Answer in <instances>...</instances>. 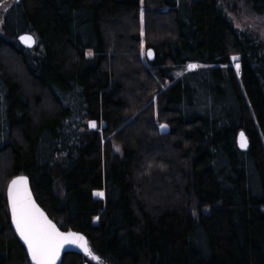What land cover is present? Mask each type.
Segmentation results:
<instances>
[{
	"label": "trees",
	"instance_id": "16d2710c",
	"mask_svg": "<svg viewBox=\"0 0 264 264\" xmlns=\"http://www.w3.org/2000/svg\"><path fill=\"white\" fill-rule=\"evenodd\" d=\"M243 2L264 17V0ZM13 4L0 34V264H30L6 200L18 173L99 264H264V40L234 26L235 3ZM26 32L33 49L17 41Z\"/></svg>",
	"mask_w": 264,
	"mask_h": 264
},
{
	"label": "snow or ice",
	"instance_id": "6c2138e0",
	"mask_svg": "<svg viewBox=\"0 0 264 264\" xmlns=\"http://www.w3.org/2000/svg\"><path fill=\"white\" fill-rule=\"evenodd\" d=\"M20 39L28 47L35 43V39L31 35L22 36ZM89 54L91 55V53ZM147 55L151 57L152 52L149 50ZM233 60H238V58L234 57ZM194 67V65H189L190 69ZM236 67L238 70V63ZM91 126L96 127L94 123ZM166 127V125H161L162 129ZM239 142L241 148L247 147V140L243 133L240 134ZM27 183V179L24 177L13 180L8 188V196L16 232L27 246L33 264H57L66 245H75L82 249L85 254L99 264V257L91 251L87 240L82 235L71 232L62 233L47 219L32 200ZM96 195L102 197L103 193L98 192Z\"/></svg>",
	"mask_w": 264,
	"mask_h": 264
},
{
	"label": "rangeland",
	"instance_id": "374dc122",
	"mask_svg": "<svg viewBox=\"0 0 264 264\" xmlns=\"http://www.w3.org/2000/svg\"><path fill=\"white\" fill-rule=\"evenodd\" d=\"M15 0H2L0 2V34H3V20H4V14L7 12H10L13 9V3ZM232 3H235L237 7V11L235 14L227 12L228 16L232 20L235 27H237L240 30L248 31L252 34H254L256 37H258L261 40H264V17L256 16L252 13H250L245 5L243 0H231ZM239 59V57L235 56ZM234 58V57H233ZM232 58V60H233ZM238 63V60H233V66L238 76L241 74V66L239 64V69L237 70L236 64ZM189 65H194V68H189ZM187 66L188 70H196L201 67L199 64H189ZM93 122L90 123V127L93 128L91 125ZM95 124V123H94ZM163 131L167 130V127L165 129H162ZM102 192V191H95L94 196L100 199L104 198L103 196H97L96 193ZM97 220V219H96Z\"/></svg>",
	"mask_w": 264,
	"mask_h": 264
},
{
	"label": "water",
	"instance_id": "95a60500",
	"mask_svg": "<svg viewBox=\"0 0 264 264\" xmlns=\"http://www.w3.org/2000/svg\"><path fill=\"white\" fill-rule=\"evenodd\" d=\"M25 35H31V36L34 37V39H35V43H34L31 47H28V46H26L24 43L21 42L20 37L25 36ZM17 41H18L19 45H20L21 47L25 48V49H33V48L36 46V43H37L36 37H35L32 33H28V32L20 34V35L18 36V38H17ZM150 51H151V50H150ZM149 58L152 59V56L149 57ZM20 177H24V178L27 179V182H28V183H27V187H28V190H29L30 193H31L32 200L34 201L35 205L40 209V211H42V212L44 213V215L47 217V219H48L49 221H51V223H52L53 225H55L56 228H57L60 232H62V233L67 234V233L71 232V233H76V234L82 235V236L87 240V242H88V246H89V248H90L91 251H92L93 249H92L91 241L89 240V238H88L85 234H83V233H81V232H79V231L62 230V229H61V228H60V227H59V226H58V225H57V224H56V223L50 218V216H49L48 213L44 210V208H43V207L37 202V200H36V198H35V195H34V192H33V189H32V184H31V180H30V178H29L25 173H18L16 176H14V177L10 180V182H9V184H8V186H7V190H6V200H7V205H8V214H9V219H10V225H11V228H12V230H13V232H14V235L17 237V239L19 240V242L21 243V245L24 247V249H25V251H26V253H27V256H28L29 263H30V264H33L32 260H31V258H30V255H29V253H28L27 246L25 245L24 241L21 239V237L19 236V234L16 232L15 225H14L13 220H12L11 202H10V199H9V196H8V188H9V186L11 185L12 181H13V180H16V179H18V178H20ZM70 253L81 254V255H84L85 257L91 259L87 254L84 253V251H83L82 249L76 247L75 245H66L65 248H64V250L61 252V255H60L59 260L57 261V264H62L65 255H66V254H70Z\"/></svg>",
	"mask_w": 264,
	"mask_h": 264
}]
</instances>
